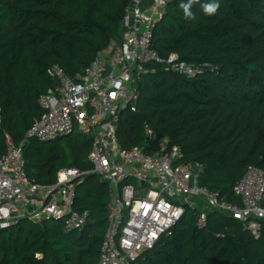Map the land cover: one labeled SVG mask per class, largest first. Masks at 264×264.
Listing matches in <instances>:
<instances>
[{
    "label": "trees",
    "instance_id": "1",
    "mask_svg": "<svg viewBox=\"0 0 264 264\" xmlns=\"http://www.w3.org/2000/svg\"><path fill=\"white\" fill-rule=\"evenodd\" d=\"M130 0H0V158L7 135L20 144L42 116L39 100L57 81L50 68L83 72L97 54L122 38ZM219 5L213 14L204 5ZM188 4L190 16L181 5ZM153 48L177 53L197 72L189 77L153 64L140 81L138 110L120 117L123 148L169 137L179 162L192 168L193 185L241 203L235 184L251 165L264 170V0H169L154 28ZM155 132L150 140L144 132ZM92 140L80 132L23 146L28 177L43 184L62 168L92 169ZM111 201L109 183L90 173L76 185L74 207L87 223L66 231L62 220L23 216L0 229V264H100ZM264 204V203H263ZM187 206L169 235L135 264H264V220L255 236L219 209Z\"/></svg>",
    "mask_w": 264,
    "mask_h": 264
},
{
    "label": "built area",
    "instance_id": "2",
    "mask_svg": "<svg viewBox=\"0 0 264 264\" xmlns=\"http://www.w3.org/2000/svg\"><path fill=\"white\" fill-rule=\"evenodd\" d=\"M169 0H130L123 23L122 38L100 51L93 62L74 75L59 64L50 68L57 81L41 96L44 109L28 129L20 144L7 135L9 146L0 158V228L27 213L33 220H62L64 230L81 229L89 211L74 207L76 185L90 173L109 183V226L101 247L100 264H135L141 255L153 249L169 235L182 219L187 206L204 210L198 226L207 223L205 208L219 209L240 220L259 236L264 220V170L251 165L235 184L241 203L228 201L220 192L193 185L192 168L179 162L181 148L169 137L141 147L123 148L118 127L123 111L136 112L140 101V81L153 70V64H165L192 77L197 69L180 61L177 53L163 57L152 46L154 28L162 20ZM92 140L88 160L92 169L62 168L56 180L43 184L32 180L24 169L23 146L31 138L50 141L73 132ZM153 140L154 129L144 126Z\"/></svg>",
    "mask_w": 264,
    "mask_h": 264
},
{
    "label": "clouds",
    "instance_id": "3",
    "mask_svg": "<svg viewBox=\"0 0 264 264\" xmlns=\"http://www.w3.org/2000/svg\"><path fill=\"white\" fill-rule=\"evenodd\" d=\"M189 6L188 4H184V5H181V7L184 8V11H185V15L186 16H190L191 13L188 11L189 9ZM204 11L207 13V14H213L217 11L219 5L216 4V3H210V4H205L204 6Z\"/></svg>",
    "mask_w": 264,
    "mask_h": 264
},
{
    "label": "rangeland",
    "instance_id": "4",
    "mask_svg": "<svg viewBox=\"0 0 264 264\" xmlns=\"http://www.w3.org/2000/svg\"><path fill=\"white\" fill-rule=\"evenodd\" d=\"M30 205H33V203H30ZM199 205H200V207L201 206H203L204 205V203L202 202V201H199ZM33 209V208H32ZM31 208H27L26 210H24L23 211V213H25V214H23V215H25V216H27V213H29L30 212V210H32ZM20 218H22L21 216L20 217H16V220L18 221V219H20ZM16 223V222H15ZM2 228V227H1ZM0 228V229H1Z\"/></svg>",
    "mask_w": 264,
    "mask_h": 264
},
{
    "label": "crops",
    "instance_id": "5",
    "mask_svg": "<svg viewBox=\"0 0 264 264\" xmlns=\"http://www.w3.org/2000/svg\"><path fill=\"white\" fill-rule=\"evenodd\" d=\"M27 205H28V207H29V208H31V209L34 207V205H30V203H29V202H28V204H27Z\"/></svg>",
    "mask_w": 264,
    "mask_h": 264
},
{
    "label": "water",
    "instance_id": "6",
    "mask_svg": "<svg viewBox=\"0 0 264 264\" xmlns=\"http://www.w3.org/2000/svg\"><path fill=\"white\" fill-rule=\"evenodd\" d=\"M45 219H49V218H45Z\"/></svg>",
    "mask_w": 264,
    "mask_h": 264
}]
</instances>
